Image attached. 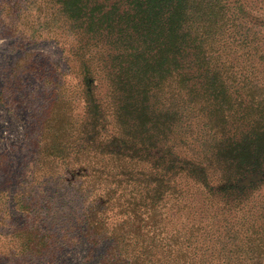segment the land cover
<instances>
[{"label":"trees","instance_id":"trees-1","mask_svg":"<svg viewBox=\"0 0 264 264\" xmlns=\"http://www.w3.org/2000/svg\"><path fill=\"white\" fill-rule=\"evenodd\" d=\"M254 5L264 10V0L9 8L10 35L47 31L69 47L84 103L74 120L67 87L48 76L47 108L30 120L33 180L51 178L62 195L47 202V222L66 209L63 235L47 226L48 260L82 242L105 247L98 264H264V15L251 26ZM21 240L24 252L45 247L36 229Z\"/></svg>","mask_w":264,"mask_h":264},{"label":"rangeland","instance_id":"rangeland-1","mask_svg":"<svg viewBox=\"0 0 264 264\" xmlns=\"http://www.w3.org/2000/svg\"><path fill=\"white\" fill-rule=\"evenodd\" d=\"M22 5L23 0H0V264H98L105 247L93 250L82 242L69 244L53 261L47 259V238L56 230L64 234L66 209L58 210V219L51 224L47 222V202L62 195L56 193L51 178L33 180L36 149L31 144L35 132L30 120L34 112L47 108L48 76L67 87L74 120L83 113L84 103L78 100L77 63L67 45L47 38V31L39 37L8 33L9 8L19 13ZM249 9L248 23L253 26L264 10L256 5ZM70 192H64L67 199ZM20 201L35 205L29 204L27 211ZM51 225L52 234L47 233ZM35 229L45 247L40 253L24 252L23 234Z\"/></svg>","mask_w":264,"mask_h":264}]
</instances>
